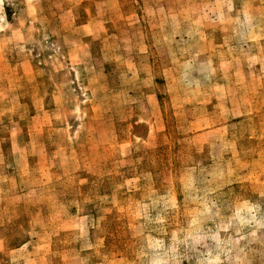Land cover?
I'll return each instance as SVG.
<instances>
[{"label": "rangeland", "instance_id": "obj_1", "mask_svg": "<svg viewBox=\"0 0 264 264\" xmlns=\"http://www.w3.org/2000/svg\"><path fill=\"white\" fill-rule=\"evenodd\" d=\"M180 1L161 21L177 0H83L64 41H24L52 109L35 137L48 149L30 156V180L0 168V264H264V156L250 137L264 135V94L243 114L238 76L221 66L228 48L264 41L237 38L238 0ZM23 2L6 0L7 17Z\"/></svg>", "mask_w": 264, "mask_h": 264}, {"label": "crops", "instance_id": "obj_2", "mask_svg": "<svg viewBox=\"0 0 264 264\" xmlns=\"http://www.w3.org/2000/svg\"><path fill=\"white\" fill-rule=\"evenodd\" d=\"M5 1L0 0V137L2 135L9 136V149L14 156L11 159L10 155L2 150V139H0V168L10 165L15 170L9 172L7 176H18L20 182H24L36 176L32 177L30 171V156L36 154L39 157V153L48 149L38 148L35 137L42 133L45 125L49 124L50 111L52 110L45 106L46 95L42 91V83L39 82V72L29 58L24 47V41L34 36H38L44 41L53 39L64 41L66 38L65 31L68 32L71 28L67 9L80 6L83 0H45V6L42 0H24V16H17L13 19L8 18L6 15ZM185 1L188 3L183 8L188 9L192 8V3L194 6L203 4V2L194 4V1ZM221 1L228 3L232 0ZM238 2L240 7L238 22L242 24L241 28L243 26L245 28L237 38L244 40V44L259 41L261 45L264 41V0H238ZM180 6H183V4L180 0H177L174 9L170 10L160 20L163 21V18L166 19L169 15L178 14L177 9ZM55 8L62 9V17H55V14H53ZM224 15L222 14V16ZM198 18L195 13H192L188 19L191 20L192 24H195L196 21H199ZM205 20L206 22L203 25L210 22L211 17H206ZM228 20L233 22L234 19ZM94 21L95 19H87L78 22L75 28H87ZM224 30L222 40L224 44H228L236 36L230 35L226 32V29ZM159 38L164 39L162 44H166L167 38H163L162 35H159ZM258 49L254 53L246 51L240 53L235 48H228V53L224 52V62L221 64L225 68L224 75L233 77L232 74L236 73V76H238L236 77L238 78L237 82L240 83L242 89L239 95V104L241 108H244L243 114L256 111V108L252 109V102L254 100L258 101L260 95L264 94V47L260 46ZM67 52L69 54L72 52L78 53L76 49L71 48H68ZM227 54L232 57L236 56L234 58L236 63L232 64L227 61L225 58ZM253 54L261 59L253 64L249 63L248 60L245 62V57ZM228 85L223 86V91L229 87ZM152 125H150V133L154 130ZM115 126L116 124L112 122V131H115ZM222 128L223 131H227L225 125ZM252 131L253 134L250 135L254 138L252 156L256 160H260L264 156V135L255 130ZM93 132L98 133L96 129H93ZM202 133L203 131L196 132V136ZM48 164L49 158L44 160L38 158L39 169L48 166ZM247 175L248 172L245 176ZM7 176L0 175V180H6ZM249 182L253 185L254 192H258L257 187H262L260 184L262 181L257 178L249 180Z\"/></svg>", "mask_w": 264, "mask_h": 264}]
</instances>
